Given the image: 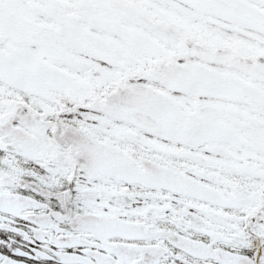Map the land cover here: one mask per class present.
Here are the masks:
<instances>
[{
    "label": "snow or ice",
    "instance_id": "obj_1",
    "mask_svg": "<svg viewBox=\"0 0 264 264\" xmlns=\"http://www.w3.org/2000/svg\"><path fill=\"white\" fill-rule=\"evenodd\" d=\"M0 264H264V0H0Z\"/></svg>",
    "mask_w": 264,
    "mask_h": 264
}]
</instances>
